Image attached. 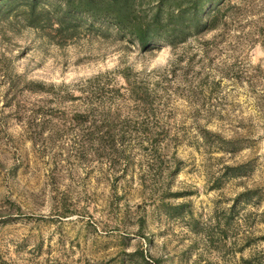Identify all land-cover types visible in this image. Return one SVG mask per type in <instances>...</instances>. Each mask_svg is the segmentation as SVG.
Wrapping results in <instances>:
<instances>
[{
	"label": "rangeland",
	"instance_id": "374dc122",
	"mask_svg": "<svg viewBox=\"0 0 264 264\" xmlns=\"http://www.w3.org/2000/svg\"><path fill=\"white\" fill-rule=\"evenodd\" d=\"M214 8L145 50L82 17L62 44L0 18V264H264V0ZM163 188L218 222L212 244Z\"/></svg>",
	"mask_w": 264,
	"mask_h": 264
},
{
	"label": "trees",
	"instance_id": "16d2710c",
	"mask_svg": "<svg viewBox=\"0 0 264 264\" xmlns=\"http://www.w3.org/2000/svg\"><path fill=\"white\" fill-rule=\"evenodd\" d=\"M220 1L52 0L49 3H42L39 0H0V18H5L10 12L15 13L25 27L46 28L54 36L55 44H62L76 35L81 26L79 19L82 17L87 19L88 26L94 22L111 26L118 33L135 42L140 50H145L157 43H165L174 47L190 36L207 31L219 17V10L214 7ZM208 6H212V9L209 8L204 14ZM5 76H7L8 86L12 87L14 79L6 72ZM34 85L38 84L34 83ZM106 136L108 133H105V138ZM109 138L111 141L110 135ZM176 164L174 163L172 171L168 172L167 176L178 171ZM236 170L231 169L232 174L230 175L233 176ZM159 196L156 208L165 217L184 221V225L194 233L202 234L207 243L212 244L213 234L217 237L221 234L222 231L215 232L218 228L217 221L214 230L210 226L207 228L199 226L185 202L177 204L166 202L168 198L183 195L168 193L163 188ZM224 224L227 225L226 220ZM240 262L241 264H253L250 257L240 258ZM152 264L159 263L152 261Z\"/></svg>",
	"mask_w": 264,
	"mask_h": 264
}]
</instances>
